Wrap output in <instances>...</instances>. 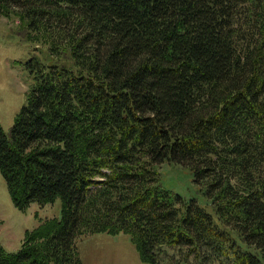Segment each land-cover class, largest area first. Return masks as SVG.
<instances>
[{
	"label": "trees",
	"instance_id": "trees-1",
	"mask_svg": "<svg viewBox=\"0 0 264 264\" xmlns=\"http://www.w3.org/2000/svg\"><path fill=\"white\" fill-rule=\"evenodd\" d=\"M0 16L33 47L0 174L19 210L61 201L0 264H83L96 233L146 264H264V0H0ZM164 163L209 209L162 186Z\"/></svg>",
	"mask_w": 264,
	"mask_h": 264
},
{
	"label": "rangeland",
	"instance_id": "rangeland-1",
	"mask_svg": "<svg viewBox=\"0 0 264 264\" xmlns=\"http://www.w3.org/2000/svg\"><path fill=\"white\" fill-rule=\"evenodd\" d=\"M18 24L16 18L0 16V124L5 131L12 126L14 115L25 103L30 83L23 62L30 58L33 47L16 35ZM38 46L36 54L41 52ZM14 61H20L21 64H15ZM157 169L164 188L179 194L186 201L195 200L209 209L210 199L205 194V184L195 182L188 169L167 163ZM60 215V199L46 205L31 202L23 210L17 209L0 174V244L7 251L16 252L20 249L26 230L33 229L47 218ZM76 243L83 264H146L140 259L129 236L124 234H86L79 237ZM239 244L243 250L256 254L253 246L244 242Z\"/></svg>",
	"mask_w": 264,
	"mask_h": 264
}]
</instances>
